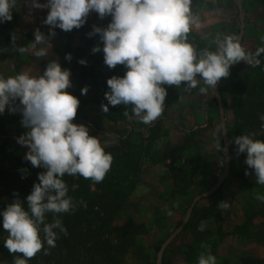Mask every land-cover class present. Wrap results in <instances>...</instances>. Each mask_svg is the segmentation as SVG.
I'll list each match as a JSON object with an SVG mask.
<instances>
[{
    "label": "clouds",
    "instance_id": "clouds-1",
    "mask_svg": "<svg viewBox=\"0 0 264 264\" xmlns=\"http://www.w3.org/2000/svg\"><path fill=\"white\" fill-rule=\"evenodd\" d=\"M31 2L35 8H48L44 23L50 28V36L55 35L57 27L65 32L80 28L92 11L100 18L111 17L107 27H94L93 32L103 42L105 64L109 68L124 65L127 71L122 77L107 80L108 104H102V109L107 113L109 105H131L132 115L146 125L156 121L164 111L167 95L164 85L179 88L183 83L194 89L203 81L206 87L214 89L221 78L229 75L230 66L245 60L251 62L239 40L232 36H225L222 42L217 40L216 51L206 47L197 52L188 40L192 26L198 23L192 12V0H47L44 5L39 0ZM16 4L17 0H0V23L12 20ZM34 36L33 48L48 44L41 31L37 30ZM92 51L101 48L96 46ZM47 54L45 48L35 52L38 58ZM262 54L264 47L258 48L254 55ZM70 86V71L55 60L48 63L43 74L0 75V114L6 107L15 111L12 102L19 99L22 126L27 131L17 142L29 149L25 159L33 167L46 169L38 175L39 182L34 183L26 197L27 207L16 199L0 211V224L8 233L4 247L10 254H19L14 264H27L45 244L54 248L59 233L67 235L61 219L54 218L51 222L46 219L48 213L58 217L73 210L63 177L79 175L100 183L112 164V154L105 151L100 140L89 135L85 125L73 123L79 100L67 91ZM204 90L200 88L201 92ZM86 92V87L81 89L82 94ZM124 115L129 113L125 111ZM260 120L264 124V114ZM255 135H240L234 143L238 154H247L245 163L254 170L256 183L264 185V140L256 139ZM215 151H226L219 139ZM256 199L264 202V195H257ZM221 206L227 208L229 204L222 202ZM205 227L201 222L198 230L204 231ZM198 264H217L216 257L210 251L202 253Z\"/></svg>",
    "mask_w": 264,
    "mask_h": 264
},
{
    "label": "rangeland",
    "instance_id": "rangeland-1",
    "mask_svg": "<svg viewBox=\"0 0 264 264\" xmlns=\"http://www.w3.org/2000/svg\"><path fill=\"white\" fill-rule=\"evenodd\" d=\"M39 2L44 5L47 0ZM191 8L198 23L192 26L188 39L213 42L217 50V40L222 42L225 36L238 39L242 34L240 44L251 57V62H237L230 66L229 72L232 69H247L256 63L258 57L254 54L258 48L264 47V9L260 5L252 0H241L242 30L237 0H192ZM47 13L48 8H35L31 0H17L12 10V20L0 23V75L8 77L22 72L39 75L44 72L40 68L45 70L53 60L65 64L63 69L70 71L71 81L67 91L80 88L75 124L85 125L89 135L97 137L102 146L113 143L117 139L116 134L126 136L127 132H131L132 148L140 151L143 158L140 181L126 203L117 211L113 221L122 224L127 217H131L135 223L143 225V230L136 238V245L125 249L122 259L119 258L122 260L121 264H156L161 246L181 226L190 208L191 216L196 206L208 217L216 216V221H220L225 230L233 229L234 234L226 236L218 249L220 257L225 258L229 264L239 263L242 254L264 257V228L260 219L253 221L251 233L248 235L244 229L239 231L235 227L236 223L246 218L247 213L264 204L256 199L257 195H264V185L257 184L256 177L250 176L252 191H249L247 186L233 176L232 162L239 158L228 129L231 115L223 108L224 140L214 89L206 87L203 81L194 89H188L183 83L179 88L173 85L167 94V101H173L157 120L160 130L150 140L146 138L145 125L139 121L133 123L131 131L114 129L113 123L103 118L98 109L100 103L108 102L105 93L110 89L107 80L101 82V78L108 74L109 67L104 62L103 42L99 34L93 32L94 27H107L111 17L100 18L92 11L80 28L65 32L57 27L54 30L55 35L50 36V28L44 23ZM37 30L45 37L53 39L52 44L48 42L42 44L43 47L40 45V48L47 49L48 54L39 58L32 47L33 41L29 40ZM6 42L24 45V51L16 55L17 50L7 46ZM96 46L101 51L93 53L92 49ZM68 55L71 56L70 60L66 59ZM259 57L264 58V54ZM21 62L26 66H21ZM79 74L80 79L75 82ZM227 80L228 76L221 78L217 88L226 86ZM85 87L87 92L82 94L81 89ZM200 88H204V92ZM12 103L15 111H9L6 107L4 113L0 114V148H3L0 162H3L4 155L14 149H19L25 155L29 150L17 142L18 137L27 131L22 126V105L19 99ZM191 132L194 134L191 135ZM218 139L226 151H215ZM169 141L176 143L175 146H188L181 153V162L191 167L192 170L188 172L191 173L181 174L176 180L171 176L166 163H149L144 153V148L150 143L153 152L159 151L163 154ZM220 180L222 181L215 188ZM187 181L190 182L189 185ZM219 189H222L220 195L216 194ZM222 202H227L229 207L223 208ZM201 222L198 221V224ZM183 229L164 246L163 252ZM243 237L246 239H242ZM184 239L189 243L191 235L186 233ZM170 259L174 264H183L182 256L178 253L172 254ZM102 263V258L100 260L97 257L90 260L89 264Z\"/></svg>",
    "mask_w": 264,
    "mask_h": 264
},
{
    "label": "trees",
    "instance_id": "trees-1",
    "mask_svg": "<svg viewBox=\"0 0 264 264\" xmlns=\"http://www.w3.org/2000/svg\"><path fill=\"white\" fill-rule=\"evenodd\" d=\"M252 1L264 9V0ZM188 40L197 52L206 47L216 51L213 42L201 39ZM258 60V65L255 63L247 69H232L229 72L226 86L219 87L223 108L231 115V124L228 125V129L233 139L243 134L254 133L256 139L264 140V124L260 120V115L264 114V58L258 57ZM60 65L62 68L65 66V64ZM108 71V74L101 78V82L112 77H122L127 69L124 65L118 64L115 68H109ZM76 77L75 82L80 79V74ZM79 90L80 88L73 89L70 93L78 98ZM166 90L168 94L172 86H168ZM167 98L168 95L165 98L164 109L173 101V99L167 101ZM102 104H108V102L98 105L100 115L108 122L117 124L133 117L131 105H109L108 112L104 113ZM125 111L129 113V116L124 115ZM217 112L220 118L219 110ZM158 130L160 128L156 122L147 128L146 138L150 140ZM190 134L193 135L194 132ZM131 136L130 132L124 138H117L113 143L103 146L106 152L112 154L113 160L102 182L95 183L79 175L63 177L68 187V195L73 201V210L60 214L58 217L53 213H48L46 219L47 222H51L54 218L61 219L67 229V235L59 233L54 248H49L45 244L40 252L27 261V264H89L90 260L97 257L100 260L102 258V264H121L125 249L136 245V238L143 230V225L135 223L131 217H127L122 224L113 221L117 211L126 203L140 181L142 153L132 148ZM175 144L169 141L163 154L159 151L153 152L150 143L144 148L148 162L166 163L174 180L179 175L187 174L189 170H192L191 167L181 162V153L184 147L188 146H175ZM237 147L236 145V152ZM2 150L3 148H0V152ZM237 155L238 161L232 162L233 176L247 186L249 191H252L249 177L255 176L254 170L245 163L246 153H237ZM2 160L3 162H0V211L16 199L22 201L27 207L26 197L31 193L34 183L39 182L38 175L46 169L33 167L19 149H14L4 155ZM167 160L169 162H166ZM189 183L187 181L188 185ZM221 193L222 189H219L216 194ZM255 219H260L261 225L264 226L263 203L254 211L247 213L246 218L236 223L235 227L239 231L244 229L248 235L251 233V226ZM216 220V216L208 217L206 213L199 211L197 206L194 207L185 228L174 240L177 242L170 243L163 252L162 264H174L170 258L172 254L177 253L182 256L183 264H198L200 255L208 251L216 257L217 264H229L225 258L220 257L218 249L224 238L234 232H232L233 229L225 230L223 224ZM198 221L206 225L204 231L198 230L200 225ZM186 233L191 235L189 243L184 239ZM7 236L8 233L0 224V261L3 264H14L19 254H10L4 247ZM41 236L43 238L42 233ZM240 262L241 264H264V257L242 254Z\"/></svg>",
    "mask_w": 264,
    "mask_h": 264
},
{
    "label": "water",
    "instance_id": "water-1",
    "mask_svg": "<svg viewBox=\"0 0 264 264\" xmlns=\"http://www.w3.org/2000/svg\"><path fill=\"white\" fill-rule=\"evenodd\" d=\"M237 8L239 10V20H240V26H241V30H242V27H243V17H242V14H241V0H237ZM239 42L241 43V40H242V34H240L239 38H238ZM214 94H215V99L217 101V106H218V110H219V113H220V121H221V126H222V130H223V138L225 140V127H224V113H223V105H222V100H221V96H220V93H219V89L217 88V86L214 87ZM227 168H228V165H227ZM223 180V179H222ZM220 180L216 185H215V188L218 187V185L220 184V182L222 181ZM200 198L197 197L196 200ZM190 213H191V208L190 210L187 212L186 214V218L185 220L183 221V223L181 224V226L172 233V235L170 236V238L168 240H166V242L161 246L159 252H158V255H157V260H156V264H161V261H162V254H163V248L164 246L170 242V240L172 238H174L176 236V234L181 230L183 229V227L186 225L187 221L189 220L190 218Z\"/></svg>",
    "mask_w": 264,
    "mask_h": 264
},
{
    "label": "crops",
    "instance_id": "crops-1",
    "mask_svg": "<svg viewBox=\"0 0 264 264\" xmlns=\"http://www.w3.org/2000/svg\"><path fill=\"white\" fill-rule=\"evenodd\" d=\"M47 38V37H46ZM34 39H35V36H32L31 38H29V40H31V41H34ZM47 41L48 42H50L49 44H52L51 42L53 41V39L51 40V38H47ZM6 44H7V46L9 45V46H11V48H15L16 50H17V53H16V55H19L22 51H20V49H23V46L24 45H20V44H16L15 42L14 43H9V42H6ZM25 47H26V45H25ZM41 47H43L42 45H41ZM45 47H46V45H45ZM38 48H40V45L39 46H37V48H34L35 50L34 51H37L38 50ZM24 51V50H23ZM37 64V63H36ZM21 66H26L25 65V63H22L21 62ZM20 66V67H21ZM20 67H18V68H20ZM41 69V71H44L42 68H40ZM159 119V118H158ZM157 119V120H158ZM75 120H77V119H74L73 120V123H75ZM157 120L156 121H154L152 124H148V125H146V124H144V123H142L140 120H139V118L138 117H135V116H133V117H131V118H129L127 121H125V122H119V123H117V124H113V127H114V129L116 128V129H118V130H120L121 131V129H128V131H131L132 130V125H133V123L134 122H141L142 124H144L145 125V128L144 129H146L147 130V128L148 127H150V126H152V125H154L156 122H157ZM105 123L107 124L108 122L107 121H105ZM112 125V124H111ZM129 132H127L126 134H128ZM116 134V133H115ZM121 134H116V136H117V138H123V137H125V134H123V135H121ZM114 139H116V138H114ZM261 226H263V225H261ZM263 228H264V226H263ZM237 264H241V262L239 261V263L237 262Z\"/></svg>",
    "mask_w": 264,
    "mask_h": 264
}]
</instances>
